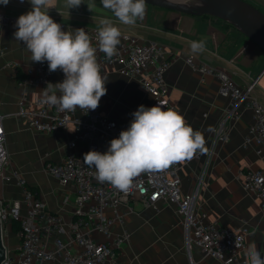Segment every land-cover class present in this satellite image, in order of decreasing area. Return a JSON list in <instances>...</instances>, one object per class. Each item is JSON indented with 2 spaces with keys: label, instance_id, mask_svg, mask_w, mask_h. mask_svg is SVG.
Wrapping results in <instances>:
<instances>
[{
  "label": "crops",
  "instance_id": "crops-1",
  "mask_svg": "<svg viewBox=\"0 0 264 264\" xmlns=\"http://www.w3.org/2000/svg\"><path fill=\"white\" fill-rule=\"evenodd\" d=\"M247 1L264 11V0ZM88 4H93L91 11ZM30 9L28 0L0 4V11L13 14ZM49 15L62 23L65 31L98 30L101 19H109L121 33L163 45L172 60L166 72L167 100L179 108L186 122L200 131L205 144L213 148L210 156L203 154L178 161L182 188L191 192L199 186L197 203L206 213L205 221L235 229L247 227L244 253L254 244L264 258V211L256 194L243 185V171L264 169V156L253 144L245 145L248 127L253 122L252 111L240 106L239 114L228 120V139H217L214 129L227 114L230 99L219 93V82L214 76L194 71L186 63L187 56L194 55L197 61L223 68L243 87L258 78L252 95L264 104V51L220 18L194 16L152 5H146L144 19L135 25L120 23L101 0H84L74 9H68L65 0H56ZM15 31V23L0 28V110L4 115L10 158L6 172L18 169L26 180L25 185L34 189L49 209L71 219L76 215L74 185L62 184L45 171L44 165L47 161L62 160L73 128L55 133L36 132L18 114L21 98L35 101L48 83L56 84L64 78L57 70L45 85L28 80L26 69L36 62H31V53L15 40ZM192 41H204V50L193 52ZM101 75L107 77V93L100 100L101 106L110 118L131 122V114L140 105L156 104L167 110L163 99H156L143 88L140 76L121 75L118 66L109 65L103 66ZM111 140L100 136L99 152H106ZM2 176L0 173V199H22L24 186L15 177L5 181ZM158 205L160 209L156 210L132 201L121 208L125 224L116 223L112 231L118 234L128 230L129 239L121 245L119 253L129 264H185L188 261L183 214L174 203L160 201ZM4 241L9 252L18 251L20 238L13 227L4 232ZM193 255L197 264H221L216 259L203 257L197 250Z\"/></svg>",
  "mask_w": 264,
  "mask_h": 264
},
{
  "label": "built area",
  "instance_id": "built-area-1",
  "mask_svg": "<svg viewBox=\"0 0 264 264\" xmlns=\"http://www.w3.org/2000/svg\"><path fill=\"white\" fill-rule=\"evenodd\" d=\"M21 14L0 11V28L14 24ZM60 24L65 30L64 25ZM97 31L92 28L87 31L93 47H97ZM96 56L101 74L103 66L109 65L118 66L121 75L140 76L145 90L156 99H163L167 110L173 109L180 113L179 108L167 100L169 86L166 72L172 60L158 41H141L134 35L121 33L120 44L113 57L108 58L99 50ZM186 63L194 71L214 76L219 82V93L230 99L227 114L214 129L215 137L228 139V120L238 115L239 107L244 106L253 114L245 145L253 144L256 151L264 156V104L252 95L258 78L243 87L223 68L197 61L194 55H188ZM26 72L28 80L35 84L45 85L52 75L47 62H36L28 66ZM59 72L64 78V74ZM44 88L35 101L21 98L18 114L36 132L55 133L73 128L65 156L59 162L47 161L44 169L62 184L74 185L76 215L67 219L61 213L52 211L36 192L25 185L26 180L18 169L6 172L10 158L4 115L0 110V173L3 180L9 181L15 177L18 184L24 186L22 199H0L3 231L16 225L20 238L18 251H8L2 264H129L119 253L121 245L129 239V232L123 229L121 233L114 234L112 227L116 223L125 224L121 208L132 201L156 210L160 209V201L177 205L184 216L183 229L188 254L185 264H197L194 250L221 264H248V257L244 253L248 228L235 229L205 221L206 213L197 203L199 186L191 192L183 190L178 162L165 169L135 177L127 192L107 182H98L95 169L84 163L83 155L90 150L99 151L100 136L117 138L130 122L110 118L104 113L101 101L96 110L61 111L59 107L44 102ZM205 148V152L198 151L194 156H210L213 148L206 144ZM243 179L244 187L256 194L264 211V169L243 171Z\"/></svg>",
  "mask_w": 264,
  "mask_h": 264
},
{
  "label": "clouds",
  "instance_id": "clouds-1",
  "mask_svg": "<svg viewBox=\"0 0 264 264\" xmlns=\"http://www.w3.org/2000/svg\"><path fill=\"white\" fill-rule=\"evenodd\" d=\"M21 3L24 0H20ZM31 9L16 22L14 38L31 53V62H47L50 73L60 70L64 79L44 88V102L61 111L96 110L106 95L107 77H103L97 61V50L111 58L120 44V29L109 19H101L97 31V47L84 28L65 31L49 11L56 0H28ZM9 0H0L7 5ZM68 9L78 8L84 0H65ZM120 23L135 25L146 14V0H101ZM89 11L93 4H88ZM191 50L201 52L204 41H192ZM59 93V94H57ZM127 129L109 142L106 152L90 150L83 155L84 163L95 169L100 183L127 192L135 177L145 172L159 171L174 162L192 159L206 151L202 133L194 130L185 118L173 109L158 105H140L132 114ZM245 255L248 264H264L256 246L250 245Z\"/></svg>",
  "mask_w": 264,
  "mask_h": 264
},
{
  "label": "water",
  "instance_id": "water-1",
  "mask_svg": "<svg viewBox=\"0 0 264 264\" xmlns=\"http://www.w3.org/2000/svg\"><path fill=\"white\" fill-rule=\"evenodd\" d=\"M146 5L194 16L220 18L236 27L264 51V11L247 0H146ZM7 253L0 206V264Z\"/></svg>",
  "mask_w": 264,
  "mask_h": 264
},
{
  "label": "trees",
  "instance_id": "trees-1",
  "mask_svg": "<svg viewBox=\"0 0 264 264\" xmlns=\"http://www.w3.org/2000/svg\"><path fill=\"white\" fill-rule=\"evenodd\" d=\"M30 189L34 191V189H32V188H30ZM13 228L16 230L17 229L16 225H14Z\"/></svg>",
  "mask_w": 264,
  "mask_h": 264
}]
</instances>
